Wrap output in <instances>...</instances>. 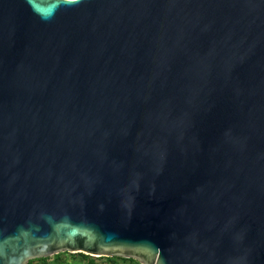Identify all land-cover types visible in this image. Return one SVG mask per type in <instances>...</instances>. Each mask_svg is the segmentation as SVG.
Segmentation results:
<instances>
[{
  "label": "water",
  "instance_id": "1",
  "mask_svg": "<svg viewBox=\"0 0 264 264\" xmlns=\"http://www.w3.org/2000/svg\"><path fill=\"white\" fill-rule=\"evenodd\" d=\"M62 252L264 264V0H0V264Z\"/></svg>",
  "mask_w": 264,
  "mask_h": 264
},
{
  "label": "trees",
  "instance_id": "2",
  "mask_svg": "<svg viewBox=\"0 0 264 264\" xmlns=\"http://www.w3.org/2000/svg\"><path fill=\"white\" fill-rule=\"evenodd\" d=\"M63 254H69L71 261L68 259H62V255ZM78 255H81L84 260L85 263L84 264H126L128 262V264H141L139 261L132 259V258H123V257H105L106 262H103L101 260H99L96 257H92L90 255H86L83 253H69V252H65V253H59L56 254L54 257H42V258H37V259H32L28 262V264H33L35 261H39L40 264H77L75 263V259ZM104 260V259H103ZM53 261V262H52Z\"/></svg>",
  "mask_w": 264,
  "mask_h": 264
},
{
  "label": "rangeland",
  "instance_id": "3",
  "mask_svg": "<svg viewBox=\"0 0 264 264\" xmlns=\"http://www.w3.org/2000/svg\"><path fill=\"white\" fill-rule=\"evenodd\" d=\"M62 253H65V252H62ZM55 256V255H54ZM54 256H51V259H52V257H54ZM92 257H95V256H92ZM96 258H98L99 260H101V261H103V262H106V260H105V257H96ZM62 259H68V260H70L71 261V258H70V256H69V254H63L62 255ZM104 259V260H103ZM53 262V261H52ZM75 263H77V264H84L85 263V260H84V258L81 256V255H78L77 257H76V259H75V261H74ZM33 264H40V262L39 261H35ZM113 264V263H112ZM126 264H128V262L126 263Z\"/></svg>",
  "mask_w": 264,
  "mask_h": 264
}]
</instances>
